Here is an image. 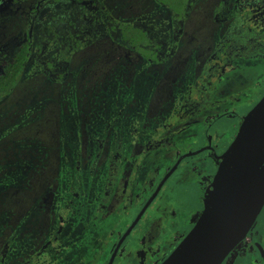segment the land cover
I'll return each mask as SVG.
<instances>
[{
	"label": "rangeland",
	"instance_id": "obj_1",
	"mask_svg": "<svg viewBox=\"0 0 264 264\" xmlns=\"http://www.w3.org/2000/svg\"><path fill=\"white\" fill-rule=\"evenodd\" d=\"M37 1L0 0V60L11 59L29 33L33 40L26 68L0 100V245L6 233V242L11 238L24 250L36 233L47 238L61 232L64 250L43 264H94L117 223L114 215L97 211L108 164L119 153L129 166L131 156L169 154L174 159L191 144L200 147V137L176 138L172 146L162 139H167V125L174 126L173 109L188 99L211 66L208 62L238 14L237 0H190L183 18L156 0H98L84 6L49 1L35 13ZM113 23L148 30L165 59L154 65L135 55L112 32ZM260 60L238 56L229 67L227 58H215L221 67L211 77V94L225 110L231 104L240 113L242 99L234 98L240 91L252 105L264 94ZM223 105L204 111L202 123L186 127V133L210 130L229 142L238 132V120L229 131ZM209 115L218 117L212 125L206 122ZM190 159L195 181L179 180L183 185L178 188L173 178L165 192L176 195L185 188L188 193L173 196L172 209H192L196 222L215 169L208 152ZM164 163L166 169L172 161ZM184 169L188 171L184 165L176 175H184ZM139 187L131 191L134 198L140 196ZM21 233L28 236L19 239Z\"/></svg>",
	"mask_w": 264,
	"mask_h": 264
},
{
	"label": "flooded vegetation",
	"instance_id": "obj_2",
	"mask_svg": "<svg viewBox=\"0 0 264 264\" xmlns=\"http://www.w3.org/2000/svg\"><path fill=\"white\" fill-rule=\"evenodd\" d=\"M42 1H37V5L34 8V10L37 9L34 11L35 13H39L45 5H42ZM262 1L239 0L238 2L237 0L235 2L238 13H241V15L237 14L234 17V22L231 26L229 25L223 41L218 45L215 56L207 64H211V66L201 76L198 84L194 86L188 99H185L182 104L173 109V114H171L170 118L174 122V126L171 124L167 125L165 132L167 139H162V143L172 146V144H176V138L181 140H191L194 138L196 140L200 137L197 140L200 147L197 148V146H192L191 144L188 152L180 153L177 151L174 159H171L169 154L166 156L163 154L162 157L153 156V154L149 153L146 156H131L129 166L123 162V153H119L117 161H112L108 164L109 169L107 170L105 194L97 211H103V215H114L117 218V223L113 232L106 236L107 241L102 243V249L95 254L93 259L95 261L94 264H162L195 226L198 220L196 222L192 220V209L188 211L181 207L179 211L172 209L176 202L173 198L177 197L178 194L180 195L181 192L184 194L188 193L186 189L179 190L176 195L174 192L167 195L165 190L167 185L171 181L173 182V178L178 179L172 184L178 188L183 185L180 181H187L188 184L193 183L195 181L193 173L196 168L195 165H192L194 161H191L192 159L190 158L199 157L206 152L212 156L213 161L210 163L213 166L212 171L215 169L214 175L216 177L221 162L219 157L228 150L237 137L245 116L264 96L263 94L252 105L247 100L244 102L245 96L240 91L239 96L234 97L238 100L242 99L240 103V105H243L242 110L240 113H237L230 108L231 104L229 105V111H227L228 109L225 110L226 107L220 101L215 100L211 94L213 88L211 77L221 67V65L219 66L214 61L216 57L227 58L229 60V67L232 59L238 56H243L259 63L261 62L260 59H264V4H262ZM86 4L77 5L84 6ZM240 22H243V24L240 25ZM34 23L35 18L31 20V25ZM113 33L117 36L115 32ZM148 33L152 39L153 47H155V60L143 57L129 48L121 40L120 36L118 38L135 55L157 65L165 59L163 57L164 53L158 50L161 47L154 44V38H152L149 31ZM28 37L27 43L30 44V60L33 42L32 33H29ZM237 90L239 91L240 89ZM232 96V91H229V98ZM221 105L224 107L223 115L229 114V131L231 129L230 123L232 125L238 120V132L231 137L229 142L224 137L216 139L210 133V130H205L203 133H198L195 130L190 135L186 133V127L202 123L199 116L204 111L211 109V111H216L214 109H217ZM217 118L216 116L209 115L206 122H210L212 125V122ZM185 123L186 126L184 128ZM170 126L172 128L168 130ZM101 155L102 153L98 160ZM165 161H172L170 167L166 169H164ZM261 162L264 167V157H262ZM184 165L188 168V171L184 169L188 177L182 173V175L178 174V178L176 174ZM136 186H140L138 189L140 196L137 198L135 196L134 198L131 191ZM162 202L164 207H160V203ZM26 234L28 236V233H21L19 239L25 238ZM6 235L7 233L3 235L4 241L0 245V264H43L49 259L56 258L64 250L61 232L50 233L47 238H41L36 233L33 236L31 247L24 250L17 248V245L11 238L6 242ZM223 264H264V205L245 239L235 247Z\"/></svg>",
	"mask_w": 264,
	"mask_h": 264
},
{
	"label": "water",
	"instance_id": "obj_3",
	"mask_svg": "<svg viewBox=\"0 0 264 264\" xmlns=\"http://www.w3.org/2000/svg\"><path fill=\"white\" fill-rule=\"evenodd\" d=\"M264 96L219 157L207 204L193 229L162 264H223L264 205Z\"/></svg>",
	"mask_w": 264,
	"mask_h": 264
},
{
	"label": "trees",
	"instance_id": "obj_4",
	"mask_svg": "<svg viewBox=\"0 0 264 264\" xmlns=\"http://www.w3.org/2000/svg\"><path fill=\"white\" fill-rule=\"evenodd\" d=\"M14 3H21L27 0H12ZM51 0H43L45 2ZM55 2H74L80 5L86 3H95L98 0H52ZM164 7L168 8L177 18H183L186 15L190 0H156ZM239 2V0H238ZM264 4V0L262 1ZM35 9L34 11H36ZM241 15V13H238ZM243 22H240V25ZM112 32L119 34L121 40L132 50L141 54L145 58L156 59L155 47L152 39L145 29L128 23H113ZM30 44L23 43L11 59L2 58L0 60V100L8 95L15 87L17 80L23 72L30 54Z\"/></svg>",
	"mask_w": 264,
	"mask_h": 264
}]
</instances>
